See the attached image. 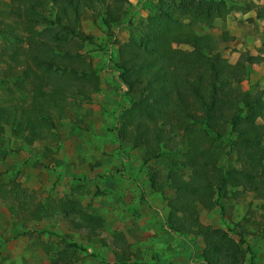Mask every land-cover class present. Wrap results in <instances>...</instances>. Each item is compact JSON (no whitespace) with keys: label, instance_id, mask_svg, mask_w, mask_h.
Wrapping results in <instances>:
<instances>
[{"label":"rangeland","instance_id":"rangeland-1","mask_svg":"<svg viewBox=\"0 0 264 264\" xmlns=\"http://www.w3.org/2000/svg\"><path fill=\"white\" fill-rule=\"evenodd\" d=\"M224 1L225 15L196 25L194 32L215 39L220 56L232 64L246 51L264 58V22L256 18L264 0ZM156 4L157 0H124L120 21L109 26L103 23L104 7L86 12L81 26L92 35L93 44L85 43L83 51L96 62L98 77L105 68L113 73L129 32L146 20ZM11 6L10 0H0V29L4 31L0 36V108L9 113L2 120L0 134V199L14 211L1 224L6 232L0 235V264H204L200 257L205 248L203 237H180L169 228L173 188L165 185L159 191L150 186L152 173L160 181L169 169L166 155L145 162L147 148H131L120 141L115 129L123 125L116 115L105 113L98 120L100 133L94 138L99 141L93 142L92 150L84 152L80 146L64 144L69 136L86 141L90 139L87 132L97 130L98 121L90 123L83 117L91 93L72 102L60 117L56 114L55 129L42 139L28 144L13 136L11 123L22 121L17 111L26 109L36 94L17 74L19 68H14L11 56H1V49L8 45L26 46V15L17 14ZM240 86L245 93L264 89V60L252 65L250 77ZM114 87L120 108L129 107L126 88ZM257 122L264 126V115ZM223 148L220 166L238 167L234 153L226 145ZM67 155L71 159L64 166L62 158ZM178 173L187 178L190 170ZM195 208L204 227L222 230L236 242L237 234H242L245 242L236 264H249L251 258L255 264H264L260 198L243 192L225 200L222 210L206 209L199 203Z\"/></svg>","mask_w":264,"mask_h":264},{"label":"trees","instance_id":"trees-1","mask_svg":"<svg viewBox=\"0 0 264 264\" xmlns=\"http://www.w3.org/2000/svg\"><path fill=\"white\" fill-rule=\"evenodd\" d=\"M10 2L13 11L26 15L28 36L25 47L8 45L1 56H11L17 74L36 94L26 109L17 111L22 121L10 128L13 136L31 144L55 129L56 114L60 117L72 102L100 90L93 60L83 51L93 37L81 23L97 7L106 10V26L119 22L124 0ZM226 12L224 0H157L146 20L129 32L114 65L129 104L119 111L123 127L115 134L131 148H147L145 162L169 158L163 179L152 173L150 186L173 188L169 228L180 237H203L204 264H236L245 241L241 233L236 242L222 230L204 227L196 203L222 210L225 200L250 192L264 209V126L257 122L264 115V89L245 93L240 86L252 65L264 58L246 51L232 64L220 56L215 39L193 30ZM256 18L264 22V5ZM8 114L0 108V134ZM223 145L234 153L238 167L220 166ZM182 169L190 170L187 178L178 173ZM249 264H255L253 258Z\"/></svg>","mask_w":264,"mask_h":264},{"label":"crops","instance_id":"crops-1","mask_svg":"<svg viewBox=\"0 0 264 264\" xmlns=\"http://www.w3.org/2000/svg\"><path fill=\"white\" fill-rule=\"evenodd\" d=\"M93 65L96 66V62L94 60H93ZM106 71L107 69L105 68L103 70V74L100 75L99 73L100 90L98 92H92L90 94V98H89L90 104L87 105L88 106L87 114L83 116L84 119L87 118V120H90L89 121L90 123L98 121L105 114L108 116L116 115L118 117L119 111L122 109L120 108V105L117 102V98L114 96V91H115L114 86L119 87L122 91H125V88L120 85L118 81V73L116 72V70H114L113 73L106 72ZM102 113H105V114L102 115ZM70 126L75 128L73 124H71ZM95 127L97 128L96 131L90 130L89 132H87L88 135L90 136V139L87 137L85 141L83 139L77 138L76 136H69L67 137V139H65L64 144L68 147L70 145L72 147H76V149L79 148L78 146H80L82 147L84 152L92 150L93 142L98 143L99 141V140L95 141V138H94L96 134L98 135L100 133L99 128L101 127V125L99 124V121L95 123ZM70 159L71 158L68 155L66 156V158H62V160L64 161V166L69 165L68 164L69 162L67 161ZM32 178H33V181L32 179L31 181L35 182L34 175L32 176ZM26 186L31 187V184L27 183ZM8 204L9 203L7 201L0 199V235H3L6 232L5 230L6 227L1 226L3 219H7L10 216H13L14 214L13 207L9 206ZM16 204L18 203H15V205ZM14 230H17V228L15 227ZM6 238L14 239V237L12 236H7Z\"/></svg>","mask_w":264,"mask_h":264},{"label":"built area","instance_id":"built-area-1","mask_svg":"<svg viewBox=\"0 0 264 264\" xmlns=\"http://www.w3.org/2000/svg\"><path fill=\"white\" fill-rule=\"evenodd\" d=\"M122 87H124L123 85H121ZM125 88V87H124Z\"/></svg>","mask_w":264,"mask_h":264}]
</instances>
